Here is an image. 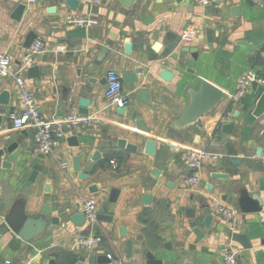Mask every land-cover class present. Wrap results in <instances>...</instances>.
<instances>
[{
	"label": "crops",
	"instance_id": "crops-1",
	"mask_svg": "<svg viewBox=\"0 0 264 264\" xmlns=\"http://www.w3.org/2000/svg\"><path fill=\"white\" fill-rule=\"evenodd\" d=\"M19 2L0 0V51L19 68L24 64L29 31L48 47L29 60L28 66L39 67L38 76L29 74L28 66L23 71L43 117L55 119L73 109L78 111V100L84 96L89 100L88 113L98 112L102 121L82 129L67 127L65 137L54 148L56 157L41 159L34 150L32 131L12 129L10 116L2 115L0 145L16 142L17 147L3 155L11 164L0 170V264H108L97 259L107 254L120 256L124 264H224L220 249L225 245L239 249L243 264H264V113L253 114L264 83L256 82L255 88L251 84L238 100L231 98L244 72L264 78L260 54L264 49V0L261 6L250 0H213L206 8L190 0H134L129 8L117 0H103L93 6L80 2L76 9L64 0H36L26 5L21 19L15 21L10 13ZM235 6L238 10L233 14ZM68 14L93 19L84 38L64 37V30L71 28L65 22ZM148 16L151 19L146 20ZM195 24L197 41H181V31ZM167 33L176 36L171 44L166 43ZM128 42L131 50L126 53L124 44ZM59 45L65 46V51L53 50ZM103 46L109 50L100 56ZM184 46L196 56L182 52ZM97 58L102 60L99 66L95 65ZM108 69L120 76L128 100L123 114L120 107L106 100V82H99ZM161 70L171 77H161ZM127 72L134 73L131 85L123 80ZM202 79L223 89L227 98L184 130L172 127L189 102V91ZM2 90L9 91L10 114L19 112L14 79L0 78ZM143 91L147 93L144 99ZM133 116L144 121L147 132L137 129ZM224 124L231 128L223 131ZM72 135L78 137L79 146L70 144ZM149 138L157 140L153 155L144 152ZM118 139L136 145V150L117 147ZM191 147L222 156L192 169L182 160V152ZM94 151L100 156L91 159ZM75 155L80 157L85 179L73 170ZM232 157L240 161L233 163ZM60 159L69 161L68 169L60 168ZM36 165H41V170ZM154 167L160 169L158 176L151 173ZM192 173L198 181L190 187L183 179ZM214 173L225 176L215 177ZM44 183L50 184L49 193L43 191ZM91 184L97 186V192H89ZM111 188L119 192L115 202L108 203ZM241 189L259 195L263 201L259 212L241 211L237 202ZM145 194L150 195L147 203L142 200ZM86 198L97 201V213L106 205L112 219L97 218L94 232L101 240L85 250L74 242L90 228L86 223L74 225L69 216L80 212ZM212 198L234 209L232 222L217 213ZM19 199L25 200L28 214L49 205L59 223L31 242L23 241L6 222ZM205 203L210 206L202 209ZM189 208L195 209V217L186 212ZM205 212L213 216L209 227L201 224ZM120 226L126 227L124 236L119 234ZM195 226L203 231V237L195 235ZM232 233L244 235L250 246L244 248ZM127 240L131 241L129 256Z\"/></svg>",
	"mask_w": 264,
	"mask_h": 264
},
{
	"label": "water",
	"instance_id": "water-1",
	"mask_svg": "<svg viewBox=\"0 0 264 264\" xmlns=\"http://www.w3.org/2000/svg\"><path fill=\"white\" fill-rule=\"evenodd\" d=\"M65 3L71 8L76 9L79 5V0H64ZM118 3L125 7L129 8L130 5L134 2V0H117ZM178 2L182 0H176ZM25 10V4L22 2L17 3L15 8L11 11L10 17L15 20L19 21L24 13ZM238 10V7L235 6L232 8V13L235 14ZM149 16L146 18V20H149ZM86 28L84 26L79 27H71L69 29H65L63 32V35L65 38H84L86 35ZM207 36H210V31L208 30ZM37 38V35L33 31H29V33L26 36L25 40V47H28L30 43H32ZM176 36L175 34L167 33L166 34V43L171 44L175 40ZM155 47H158V44H155ZM109 48L106 46L101 47L99 55L104 56L108 52ZM124 50L126 53H129L131 50V43H125L124 44ZM182 52H190L189 46H184L181 48ZM196 52H190V55L192 57L196 56ZM176 53H173L171 57L175 58ZM46 59L45 56H42V60L44 61ZM103 60V57H102ZM100 58L95 59V65L99 66L102 61ZM27 72L29 74H32L33 76H38L39 74V67L37 65H32L27 67ZM161 77L168 80L171 77V73H169L166 70H161L160 72ZM133 72H127L123 74V80L126 84L131 85L133 83ZM90 81H93V79H89ZM100 83L106 82V79H101L99 81ZM252 87H256V82L252 83ZM143 99L146 97L147 93L143 91L141 93ZM227 98V93L214 85L213 83L202 79L200 81V84L196 89H192L189 91V102L184 107V109L181 111V113L177 116V118L173 121L172 127L184 130L188 125L198 121L201 116L204 114L210 112L213 110L216 106H218L224 99ZM9 100H10V94L7 90L0 91V129H1V121L2 117H9L10 116V110L11 107H9ZM88 103L89 100L87 97H80L78 100V112L80 114H88ZM2 106H6V108H2ZM126 106H122L119 108V112L123 114V111L125 110ZM262 113H264V92L260 95L259 99L257 100L255 104L254 109V115L259 116ZM3 115V116H2ZM131 119L134 120L135 126L137 129L147 132V127L142 119H135V117H131ZM231 128V124H224L222 125L223 131H226ZM4 137V136H3ZM3 138L0 135V142ZM70 141V144L72 146H79L78 137L76 135H72L68 138ZM2 144V143H0ZM157 146V140L154 138H149L145 140L144 143V152L148 155H153L155 152ZM17 147V143L13 142L6 145H0V170L3 168H9L10 162L7 159H3V155H6L8 153H11L15 148ZM117 147L123 148L127 151H135L136 145L132 143H127L125 139H118L117 140ZM260 149H257V154H259ZM43 153H38L37 157H40L41 159L44 158ZM100 156V153L98 151H94L91 155V159H96ZM233 163H238L240 161L239 157H232ZM72 167L73 170L78 173V177L80 179H85L87 175L81 171V165H80V157L79 155H75L72 157ZM35 168H38L41 170V165H36ZM151 173L154 176H158L160 174V169L158 167H154L151 170ZM53 175L50 173L49 177H52ZM215 177H223L225 175L221 173H214ZM89 192H97V186L94 184H91L88 187ZM43 191L46 193H49L51 191L50 184L44 183L43 185ZM119 190L116 188H111L108 194L107 202L113 203L115 202ZM150 199L149 194H145L142 197V200L144 203H147ZM238 206L243 212H259L262 209L263 201L259 197V195L255 193H249L245 189H241L239 191L238 195ZM212 204V203H211ZM210 203H205L201 205L202 209L209 208ZM52 209L49 205H42L39 210H37L35 213L28 214L25 209V200L19 199L14 204L11 211L6 216V222L10 226V228L18 235L20 239H22L25 242H31L34 238L37 236L43 234L46 230H50L53 225H57L59 223V218L57 216H53L51 214ZM186 212H189L191 216L195 217V209L189 208L186 209ZM203 217L201 218V224L205 227H209L211 221H212V214L209 212L202 213ZM97 218L99 220H104L107 222H110L112 217L111 215L107 214V206L101 205V207L98 210ZM69 220L71 223H73L76 226H82L85 223L84 215L82 212H74L69 216ZM126 232L125 226L119 227V234L121 236H124ZM193 232L197 237H203V231L198 226L193 227ZM232 238L235 240H239L240 243L244 248H248L250 246L249 241H247V238L244 235H239L237 233L231 234ZM126 246V252L127 256L131 254L130 247H131V241L127 240L125 242ZM99 263H109V259L104 256H98L97 257ZM158 264H161L160 261H158Z\"/></svg>",
	"mask_w": 264,
	"mask_h": 264
},
{
	"label": "built area",
	"instance_id": "built-area-1",
	"mask_svg": "<svg viewBox=\"0 0 264 264\" xmlns=\"http://www.w3.org/2000/svg\"><path fill=\"white\" fill-rule=\"evenodd\" d=\"M26 5L34 3L36 0H20ZM81 3H87L90 6L97 5L103 0H79ZM201 8H206L212 5L213 0H190ZM252 3L261 6L263 0H250ZM65 22L71 27L84 26L88 28L93 25V19L90 16L79 14H68L65 17ZM183 42L197 41V25H192L183 29L179 35ZM48 50V47L39 40H34L27 48L24 64L15 68L11 58L5 51H0V78L11 77L14 79L21 109L17 113H11V128L14 130L30 129L34 143V150L44 155L56 157L54 153L55 146L65 137L66 128L82 129L91 125H99L102 117L98 112L80 114L77 110H71L63 117L48 119L43 117L39 107L36 104L33 93L28 86L24 69L28 66L32 56ZM54 51H65V46L59 45L53 48ZM261 56L264 59V49L261 51ZM106 88L104 96L106 100L117 106H126L128 103L126 94L122 90L121 79L117 71L108 69L106 71ZM253 82L264 83V78L256 75L252 71H246L240 75L237 80L236 90L232 94L233 100H238L243 97L249 90ZM222 155L219 152L211 151L201 147L186 148L182 152V160L192 169L198 168L205 160L220 159ZM111 163H114L111 160ZM58 164L62 170L68 169L70 163L67 159H60ZM262 170L264 172V160L262 162ZM198 181L196 173H192L184 177L183 182L188 186H193ZM212 203L215 206L217 213L228 222L233 221L234 209L217 203L216 198H212ZM83 213L85 223L90 228L88 232L79 234L74 244L81 249H90L101 240L100 236L94 232V225L97 221V201L94 198H86L80 208ZM264 221V212H263ZM110 260L108 264H124L123 259L118 255L107 254ZM220 256L224 264H243L239 259V249L232 246H222Z\"/></svg>",
	"mask_w": 264,
	"mask_h": 264
}]
</instances>
